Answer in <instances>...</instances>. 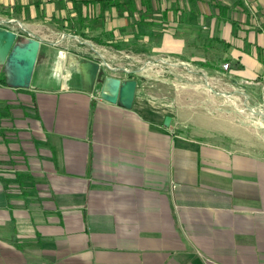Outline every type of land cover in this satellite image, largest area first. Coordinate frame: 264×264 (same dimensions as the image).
<instances>
[{
    "label": "crops",
    "instance_id": "1",
    "mask_svg": "<svg viewBox=\"0 0 264 264\" xmlns=\"http://www.w3.org/2000/svg\"><path fill=\"white\" fill-rule=\"evenodd\" d=\"M97 7L99 42L212 75L228 62L231 90L249 104L259 91L264 108V0H0V18L42 42L28 27L73 30ZM4 76L0 264H264V147L245 145L249 127L154 111L137 86L125 109L100 85L10 88Z\"/></svg>",
    "mask_w": 264,
    "mask_h": 264
},
{
    "label": "rangeland",
    "instance_id": "2",
    "mask_svg": "<svg viewBox=\"0 0 264 264\" xmlns=\"http://www.w3.org/2000/svg\"><path fill=\"white\" fill-rule=\"evenodd\" d=\"M98 14L99 7L93 10L92 16L87 17L92 18L91 21H80V24L76 22L73 30L42 21L37 22L35 27L28 28L41 37L43 43L55 47L66 46L80 58L89 57L101 62L99 81L105 76L121 79L133 76L137 81L138 95L149 102V108L154 111L171 113L182 121L207 116L210 115L209 112L227 116L229 119L234 118L237 124L249 127L252 132H249L245 145L250 148L264 147V117L259 116L264 114V108L257 103L262 94L259 91L249 92L250 105L249 98L244 96L243 91H232L228 86V83L233 81L228 74V62L218 61L221 69L217 72L220 74H206V71L203 74L200 70L197 71L200 66L178 56L163 58L161 55L160 58H147L133 53L131 47L124 42H99V34L94 30L99 26ZM0 20L3 21L4 17ZM84 24L88 30H85ZM4 27L16 29L21 33V24L16 20L4 23ZM29 35L31 33L26 36L19 34L17 40L31 37ZM224 63L229 64L227 69L223 68Z\"/></svg>",
    "mask_w": 264,
    "mask_h": 264
},
{
    "label": "water",
    "instance_id": "3",
    "mask_svg": "<svg viewBox=\"0 0 264 264\" xmlns=\"http://www.w3.org/2000/svg\"><path fill=\"white\" fill-rule=\"evenodd\" d=\"M18 34L0 27V67L5 72L4 83L10 88L37 86L48 91H59L65 80H72L81 91L93 93L100 85L98 98L130 109L133 104L137 81L98 77L102 63L68 54L65 49L43 43L33 37L18 41ZM68 67V69H67ZM171 116L166 115L163 124L168 126Z\"/></svg>",
    "mask_w": 264,
    "mask_h": 264
},
{
    "label": "built area",
    "instance_id": "4",
    "mask_svg": "<svg viewBox=\"0 0 264 264\" xmlns=\"http://www.w3.org/2000/svg\"><path fill=\"white\" fill-rule=\"evenodd\" d=\"M11 22H14V20L13 19H11V18H9V19H4L3 21L2 20H0V27H2V28H5V29H9L10 27H4V23H11ZM10 29H12V28H10ZM228 63H224L222 66H223V68L224 69H227L228 68Z\"/></svg>",
    "mask_w": 264,
    "mask_h": 264
},
{
    "label": "trees",
    "instance_id": "5",
    "mask_svg": "<svg viewBox=\"0 0 264 264\" xmlns=\"http://www.w3.org/2000/svg\"><path fill=\"white\" fill-rule=\"evenodd\" d=\"M128 78H133V76H131V77H128Z\"/></svg>",
    "mask_w": 264,
    "mask_h": 264
}]
</instances>
